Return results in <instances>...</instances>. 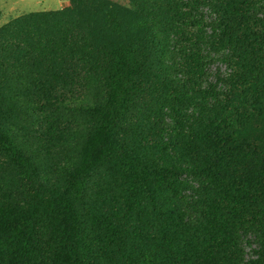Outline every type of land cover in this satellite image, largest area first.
Wrapping results in <instances>:
<instances>
[{
	"label": "trees",
	"instance_id": "trees-1",
	"mask_svg": "<svg viewBox=\"0 0 264 264\" xmlns=\"http://www.w3.org/2000/svg\"><path fill=\"white\" fill-rule=\"evenodd\" d=\"M190 2L181 7L194 12L164 13L159 59L170 63L157 61L155 69L137 65L125 51L112 61L104 49L102 61L90 59L89 66L102 75L106 100L84 110L94 132L81 164L49 188L32 176L26 179L30 190L21 212L0 202V264H103L112 253L102 247L128 245L123 264H264V135L242 130L254 115H264V0ZM203 5L214 13H201ZM159 99L165 105L153 125L160 131L145 144L150 159H142L150 167L128 169L131 183L121 201L90 207L80 185L88 174L83 164L94 167L110 155L126 160L125 133L135 120L125 113L128 104L142 116L139 111ZM51 100L47 106L55 109L58 101ZM35 109L42 113L45 105ZM122 113L124 125L117 122ZM119 125L127 126L123 133ZM11 141L0 128L4 171L37 172L16 147L6 145ZM138 152L128 151L130 164L138 161ZM90 216L97 228L85 235ZM142 220L153 228L145 237L148 246L138 248L135 237L141 235L133 242L125 228ZM40 229L48 238L46 257L38 252ZM232 233L234 240L252 235L253 258L231 253L220 261L216 252L229 247Z\"/></svg>",
	"mask_w": 264,
	"mask_h": 264
},
{
	"label": "rangeland",
	"instance_id": "rangeland-1",
	"mask_svg": "<svg viewBox=\"0 0 264 264\" xmlns=\"http://www.w3.org/2000/svg\"><path fill=\"white\" fill-rule=\"evenodd\" d=\"M190 1L61 0L51 5L48 2L46 8L30 5L0 9V128L12 140L6 145L16 147V154L27 158L37 171L34 174L24 170L22 173L4 171L1 164L4 157L0 152V202L14 212L16 209L21 212L30 190L26 179L32 176L34 181L49 188L61 180L64 172L72 170L75 163L81 164L80 156L94 132L92 120L84 110L90 109L96 101L106 100L102 98V75L89 66L90 59L92 63L102 61L104 49L112 61L121 60L125 51L131 53L128 58L137 65L144 63L155 69L157 61L170 63L168 58L159 59L164 53L161 35L165 26L164 13L194 12L181 7L180 2L189 5ZM199 9L201 13H214L208 6ZM168 35L170 37V31ZM43 47L47 49L42 50ZM54 81L59 84L52 83ZM51 97L58 101L55 109L47 106ZM35 105H45V109L40 113ZM164 105L163 99L151 100L139 111L143 112L140 116L137 108L128 104L125 113H131L129 119L135 116V120L125 133L126 160L110 155L94 167L89 162L83 164L88 174L82 176L80 185L85 189L90 207L118 202L127 194L124 191L131 183L127 179L128 169L133 167L140 172L144 165V168L150 167L142 160L150 159L144 151L145 144L159 134V128L153 124ZM122 114L119 123L126 122V114ZM164 121H168L166 116ZM121 125L119 129L123 133L127 126L122 128ZM243 129L257 138L263 136L264 115H254L244 123ZM115 134H119L118 130ZM136 148L141 156L136 158V163L130 164V152ZM144 190L145 187L140 192L146 201L149 196ZM45 222L40 224L47 226ZM92 222L91 216L86 217L84 223L88 230L85 235H93L91 229L97 228ZM151 228L150 223L142 220L125 229L133 242L135 236L141 235L139 239L135 237V246L142 248L148 246L145 237ZM43 233L44 229H40L37 243L40 257L47 255L48 238ZM251 236L242 237L241 233L239 239L234 240L237 234L232 233L226 242L229 247L216 252L220 261L230 259L231 253L243 260L253 258ZM101 250L112 253L103 259V264H123L120 256L130 253V245L126 248L114 246L110 251L102 247Z\"/></svg>",
	"mask_w": 264,
	"mask_h": 264
},
{
	"label": "crops",
	"instance_id": "crops-1",
	"mask_svg": "<svg viewBox=\"0 0 264 264\" xmlns=\"http://www.w3.org/2000/svg\"><path fill=\"white\" fill-rule=\"evenodd\" d=\"M60 1L61 0H55L54 3H51V0H30V2L28 0H0V9H4V8L14 9L20 6L30 7V5L31 6L42 5V8H46L48 2L51 5V4H55L56 2L60 3ZM31 2H34L35 4H32Z\"/></svg>",
	"mask_w": 264,
	"mask_h": 264
}]
</instances>
